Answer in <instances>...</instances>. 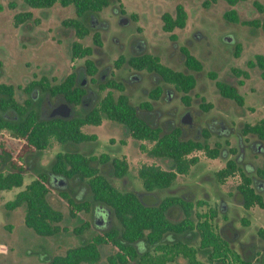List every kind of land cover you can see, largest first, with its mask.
I'll return each instance as SVG.
<instances>
[{"label": "rangeland", "instance_id": "1", "mask_svg": "<svg viewBox=\"0 0 264 264\" xmlns=\"http://www.w3.org/2000/svg\"><path fill=\"white\" fill-rule=\"evenodd\" d=\"M177 5L186 12L185 26L170 33L164 32L161 17L163 14L174 16ZM230 10L235 11L238 22L224 18ZM26 11L32 13V19L16 27L14 16ZM71 18H76L74 8L61 7L57 2L48 9H33L24 0H0V84L14 87V97L19 104L26 100L31 102V108L41 119L82 116L107 91H112L115 96L122 93L99 88V84L112 79L124 85L123 93L129 97L130 104L150 125L161 128L163 132L178 127L183 140L203 141L202 131L206 130L209 137L205 141L211 147L219 143L220 153L211 159L202 151L193 152L190 157H197L198 162L188 174L178 175L168 189L146 192L137 176L138 169L152 164L169 170L172 161L151 156L148 150L152 143L134 140L125 126L103 119L98 126L82 127L84 133L96 135L95 142L74 144V147L69 146L73 145L71 143L59 144L51 139L45 150L26 156L24 184L40 171L49 172L58 152L124 158L128 170L122 178L112 175L110 162L93 165L117 189L135 193L146 205H156L166 196H179L192 202L206 201L210 208H216L215 223L220 233L230 241L231 248L243 257H253L254 263L264 264V245L256 235L258 228L264 229V209L257 206L249 210L243 208L236 190L240 183L238 174L223 183H219L215 176L226 161L233 159L252 179V186L264 200V181L255 174L256 168L264 162V141L252 134H242L244 125L254 124L264 117V70L248 66L249 62L254 63L255 56H264V31L241 23L264 21V0H241L235 5L224 0H109V6L101 12L80 18L89 35L79 41L92 47L89 59L98 70L93 77L86 73L84 59L71 60V43L75 34L62 26L63 20ZM95 33L100 38V47L92 41ZM237 46L238 57L234 55ZM180 47H186L201 62V71L186 69ZM143 53L156 55L164 65L195 77L196 85L188 93L189 104L181 100L182 93L154 73L134 71L126 63L115 68L114 63L119 56L128 59ZM233 70L245 72L247 77L236 76ZM71 73L76 76V85L87 91L79 105L68 104L39 89L30 93L22 90L31 80L46 77L55 84ZM210 74H215L216 80ZM216 81L236 86L244 104L239 106L222 97L215 86ZM239 81L243 84L239 85ZM156 86L162 88V93L157 100H152L148 93ZM145 101L151 103V110L140 109L139 105ZM208 104L211 107L206 109ZM0 117L17 120L11 110L0 111ZM49 185L48 201L63 214L59 224L62 231L52 237L38 236L24 225L23 206L12 211L4 208L19 188L0 191V264H46L53 255L86 243L96 233L118 228L111 210L100 203L94 202L87 214L81 212L75 218L68 216L66 203L59 199L58 194L65 192L78 201L91 200L85 181L49 173ZM169 217L176 221L181 218V211L172 208ZM84 221L90 222V228L82 234H75L74 229ZM174 242L197 249V260L206 263V253L198 249L195 233L168 234L163 239L165 244ZM135 247L138 255L145 252L155 254L153 247L144 241L135 243ZM99 250L101 257L96 264H107L111 247L101 246ZM166 264H187V261L177 257Z\"/></svg>", "mask_w": 264, "mask_h": 264}, {"label": "trees", "instance_id": "2", "mask_svg": "<svg viewBox=\"0 0 264 264\" xmlns=\"http://www.w3.org/2000/svg\"><path fill=\"white\" fill-rule=\"evenodd\" d=\"M224 1L235 5L241 0ZM24 2L33 9H48L56 2L61 7L72 6L74 8L76 18L62 21V26L73 30L75 34V39L71 43V60L84 59L86 73L93 77L98 70L93 61L89 59L93 53L92 47L85 46L79 41L89 35L88 28L80 18L101 12L109 6V0H24ZM32 16L29 11L18 13L14 16V25L17 27L31 20ZM224 18L238 22L234 10L226 12ZM161 19L163 21L162 30L170 33L174 29H182L185 26L186 12L181 5H177L174 16L163 14ZM241 23L261 28L264 31V21L252 20ZM92 41L96 46H101L97 33L92 35ZM180 52L186 69L195 72L202 70L201 62L186 47H180ZM238 53L239 46L236 47L234 55L238 57ZM123 63L134 71L156 74L164 83L172 85L177 92L182 93L181 100L189 104L188 93L196 85V79L192 74L176 71L164 65L158 56L148 53L131 56L128 59L119 56L114 63L115 68H120ZM248 66H257L264 70V56H255L254 63L249 62ZM233 72L236 76L247 77L245 72L236 70ZM210 77L216 80L215 74H210ZM238 84L243 83L239 81ZM215 86L222 97L234 101L239 106L244 104V99L238 93L236 86L221 81H216ZM99 88L118 90L122 93L115 96L112 91H107L103 98L82 116L41 119L31 108V102L26 100L23 104H19L15 100V89L12 85L0 84V111L11 110L17 117L16 121L0 117V191L20 189L12 200L4 204V208L12 211L23 206V223L38 236L52 237L60 233L62 228L59 224L63 219V214L52 207L48 201L51 193L49 185V173H51L65 179L83 180L90 192L91 200L82 201L76 200L65 192L58 194L59 199L65 201L70 218L77 217L81 212L89 213L95 202L108 207L118 224V228L98 232L86 243L68 248L63 254L53 255L46 261V264H96L101 257L99 250L101 246H109L112 249L107 257V264H129L131 262L166 264L173 262L177 257L185 259L187 264H260L254 263L253 257H243L231 248L230 241L220 233L215 223L216 208H210L206 201L192 202L179 196H166L156 205H146L135 193L117 189L93 165L96 162L100 165L110 162L112 175L122 178L128 170V163L124 158L110 159L107 154L85 156L79 152H58L49 167V172L40 171L27 184H24L26 156L45 150L51 139L59 144H73L69 146L95 142L96 135L84 133L82 127L98 126L103 119L125 126L134 140H145L152 143L148 150L151 156L172 161V168L169 170L152 164L142 165L138 169L137 176L146 192L168 189L178 175L188 174L190 168L198 162L197 157H190L193 152L202 151L211 159L219 156L221 145L215 143L211 147L205 141L209 137L208 131H202L203 141L183 140L180 128L174 127L163 132L161 128L154 127L141 118L137 109L130 104L129 97L123 93V84L110 79L104 84H99ZM34 89H39L53 97L58 96L66 103L73 105H79L86 95V90L76 85L74 73L68 74L59 83L52 84L46 77H41L38 80H31L22 88L24 93H30ZM161 93L162 88L156 86L149 91L148 97L157 100ZM139 107L142 110H151L152 105L145 101ZM210 107L211 105L208 104L206 109ZM2 132H6L9 136ZM242 134H252L264 141V117L254 124L244 125ZM235 174L240 176V183L236 186V190L241 197L243 208L249 210L257 206L264 209L263 197L255 191L252 179L233 159L226 161L225 166L218 170L215 176L219 183H223ZM255 174L258 179L264 181V162L256 168ZM172 208L181 211L180 219L174 221L169 217ZM90 226V222L84 221L74 229V233L82 234ZM183 233L197 235L198 249L206 253V263L197 260V249L193 247L182 242L163 243L166 235ZM256 235L264 245V229L258 228ZM140 241L152 246L155 254L145 252L138 255L135 243Z\"/></svg>", "mask_w": 264, "mask_h": 264}, {"label": "flooded vegetation", "instance_id": "3", "mask_svg": "<svg viewBox=\"0 0 264 264\" xmlns=\"http://www.w3.org/2000/svg\"><path fill=\"white\" fill-rule=\"evenodd\" d=\"M85 89V88H84ZM86 93H87V91H86ZM54 97H58V96H54ZM60 98V97H59ZM62 99V98H61ZM63 100V99H62ZM83 100V99H82ZM64 101V100H63ZM137 113H138V111H137ZM139 115V114H138ZM52 118H54V117H52ZM142 118V117H141Z\"/></svg>", "mask_w": 264, "mask_h": 264}, {"label": "water", "instance_id": "4", "mask_svg": "<svg viewBox=\"0 0 264 264\" xmlns=\"http://www.w3.org/2000/svg\"><path fill=\"white\" fill-rule=\"evenodd\" d=\"M58 177H60V176H58ZM60 178H63V177H60Z\"/></svg>", "mask_w": 264, "mask_h": 264}]
</instances>
